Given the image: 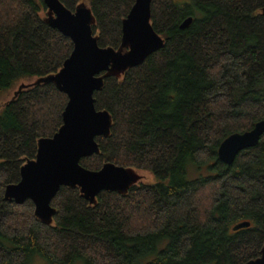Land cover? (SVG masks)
Masks as SVG:
<instances>
[{
	"label": "trees",
	"instance_id": "16d2710c",
	"mask_svg": "<svg viewBox=\"0 0 264 264\" xmlns=\"http://www.w3.org/2000/svg\"><path fill=\"white\" fill-rule=\"evenodd\" d=\"M74 11L84 0H59ZM135 0H87L98 46L118 50ZM264 0L151 1L164 45L139 66L104 77L94 105L107 111L99 153L80 160L147 172L126 194L93 203L61 186L46 224L32 201L6 187L34 160L37 143L62 126L67 97L52 82L31 85L0 108V264H245L264 244V135L231 166L220 143L264 121ZM42 0H0V97L22 80L56 74L72 42L46 22ZM188 17L190 25L181 29ZM206 174L202 175L201 171ZM196 173L194 177L190 174ZM249 227L234 230L240 223Z\"/></svg>",
	"mask_w": 264,
	"mask_h": 264
},
{
	"label": "water",
	"instance_id": "95a60500",
	"mask_svg": "<svg viewBox=\"0 0 264 264\" xmlns=\"http://www.w3.org/2000/svg\"><path fill=\"white\" fill-rule=\"evenodd\" d=\"M151 1H134L122 21L120 47L114 50L98 46L91 29L94 18L84 3L71 11L59 0H42L47 9L46 22L71 40L72 51L56 74L19 86L13 98L28 86L52 82L66 95L67 104L62 126L52 137L38 141L35 159L21 167L19 182L7 186L5 196L16 204L32 201L35 216L46 224L54 214L50 202L61 186L78 188L84 199L93 203L101 191L126 194L139 182L133 169L107 163L98 171H90L80 165V160L98 154L96 137L109 135L110 114L96 110L93 97L102 88L104 77L121 75L139 66L164 45L150 22ZM191 22L188 17L180 28H187ZM263 135L264 121L257 122L249 131L229 135L218 147V160L231 166L241 151L256 147ZM249 225L240 223L234 230ZM245 264H264V244L259 257Z\"/></svg>",
	"mask_w": 264,
	"mask_h": 264
},
{
	"label": "rangeland",
	"instance_id": "374dc122",
	"mask_svg": "<svg viewBox=\"0 0 264 264\" xmlns=\"http://www.w3.org/2000/svg\"><path fill=\"white\" fill-rule=\"evenodd\" d=\"M176 2L178 3H187L189 2V0H175ZM86 6H87V0H84L83 2ZM36 81V79L32 78V79H28V80H22L18 83H16L14 85V87L9 90L8 92L4 93L1 97H0V108L2 107L3 104H5V102L7 103L8 101H10L13 96H14V93L17 91L18 87L21 86V85H29V84H32ZM260 90H262L264 92V80L263 82L260 84ZM134 172H136L138 174V180L143 182V183H154V179H153V176L150 175L149 173L147 172H143V171H138V170H135L133 169ZM206 174V171L203 170L201 171V174L202 175H205ZM196 175L195 172H193V174H190V177H194ZM27 264H49L48 261L40 256H35L33 257L30 262H28ZM75 264H84L82 261H76Z\"/></svg>",
	"mask_w": 264,
	"mask_h": 264
}]
</instances>
